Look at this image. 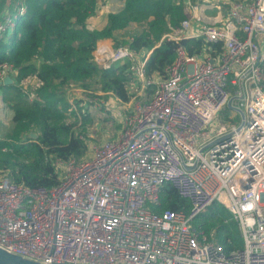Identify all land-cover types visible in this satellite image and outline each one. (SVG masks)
<instances>
[{"label":"built area","instance_id":"1","mask_svg":"<svg viewBox=\"0 0 264 264\" xmlns=\"http://www.w3.org/2000/svg\"><path fill=\"white\" fill-rule=\"evenodd\" d=\"M207 1L185 0L188 18L163 37L203 38V52L179 45L150 99L115 96L131 102L116 137L88 145L81 159H57L52 187L0 170L1 249L40 264H264V0H236L216 16L201 13ZM25 12L22 0L6 2L0 44ZM100 54L104 68L130 59L133 83L149 85L151 51ZM16 72L3 63L0 84ZM226 107L241 122L219 121ZM166 185L189 201L188 212L153 209ZM215 202L239 223L242 247L226 250L193 227Z\"/></svg>","mask_w":264,"mask_h":264},{"label":"trees","instance_id":"2","mask_svg":"<svg viewBox=\"0 0 264 264\" xmlns=\"http://www.w3.org/2000/svg\"><path fill=\"white\" fill-rule=\"evenodd\" d=\"M122 1L123 8L110 13L104 27L91 28L89 20L97 12L98 0H22L26 12L19 18L9 43L0 44V66L10 63L18 71L17 83L28 76L39 78L43 85L37 90L29 87L30 91L47 101L42 104L34 102L42 115L36 124L40 131L39 140L0 139V170L6 171L17 183L29 187H52L59 183L57 159H81L88 152L86 139L72 129V123L60 120L63 115L56 104L62 102L65 109L71 108L69 102L58 96L60 86L97 77L101 91L112 92L123 102L132 99L129 91L134 81L130 70L132 61L115 62L104 68L94 56L100 41L115 38L116 31L133 23L140 24L141 33L115 47L129 46L137 52L151 51L145 66L147 79L154 74L159 77L166 75V68L177 57L179 45H183L191 56L203 52L206 46L203 38L188 37L179 41L163 38L181 28L182 21L188 18L185 0ZM5 4L6 0H2L0 12ZM212 50L214 54L220 53L222 45L214 43ZM2 86L10 88L13 84ZM84 86L89 87L87 84ZM153 87L154 84L149 85L150 95ZM34 114L31 110H19L14 120H33L30 115ZM82 121L85 125L92 119L86 115ZM153 209L157 212H188L190 203L180 197L171 185H166L162 190L161 203ZM192 225L197 232L204 233L226 250L243 246V243L241 246L238 243L242 237L239 223L221 203L215 202L196 216Z\"/></svg>","mask_w":264,"mask_h":264},{"label":"rangeland","instance_id":"3","mask_svg":"<svg viewBox=\"0 0 264 264\" xmlns=\"http://www.w3.org/2000/svg\"><path fill=\"white\" fill-rule=\"evenodd\" d=\"M7 1L13 0H6V2ZM123 3L124 1L122 2V0H101L98 2L96 15L92 20H89L91 21L90 25L96 28L104 27L108 15L112 12L120 11L123 8ZM1 6L2 0H0V8ZM141 31L142 26L133 23L126 29L116 31L113 41H108L102 45L106 47L108 51L115 50L117 49L115 47L116 44H120L124 40H132V38L141 33ZM6 43H9V41ZM96 51L97 50H95V52ZM98 52V58H100L99 64L103 66L102 58L105 54L102 55L100 51ZM17 73L18 71L12 74L14 81L12 87L4 88L2 84H0V139H13L21 142L30 138L39 140L40 131L36 124L41 121L42 115L39 113V106L35 105L34 102H41L42 104L47 100H42L34 91H30V88L33 90L39 89L36 87L38 84L34 75L28 76L25 79L26 82L24 80L21 83H17ZM158 77L159 76L154 74L149 79V85L154 84L155 87ZM97 81L98 78L96 77L93 80L71 82L65 86H60L58 96L70 104L72 103V106L76 110L71 108L65 109L62 102L56 104L63 115L60 120L63 123H72V129L86 139L89 147L95 143L114 138L121 132L124 125L125 113L128 112L129 104L131 103L123 105L114 93L101 91ZM84 84L89 85V87L84 86ZM149 85L144 86L143 83L140 82H136L135 84L131 83L129 91L132 92V97L135 96V100H148L152 97V94L150 95L149 93ZM71 89L72 93L70 91ZM19 110L34 111L35 114L30 115L33 120L27 119L25 121L16 122L14 118ZM86 115L91 117L92 121L84 125L82 124V118ZM218 120L222 121L223 124H233L241 122V117L235 111L226 107L221 112V116ZM76 122L77 124H75ZM82 129H84L85 132H83L84 130ZM238 243H240V246L242 245L243 237L238 239Z\"/></svg>","mask_w":264,"mask_h":264},{"label":"crops","instance_id":"4","mask_svg":"<svg viewBox=\"0 0 264 264\" xmlns=\"http://www.w3.org/2000/svg\"><path fill=\"white\" fill-rule=\"evenodd\" d=\"M100 1L101 0H99L98 2H100ZM195 1H197V0H195ZM234 1H236V0H208L207 3L205 4V7H203V5H202L200 10H201V13H204L208 16L227 15V13L231 7V4ZM123 6H124V3H123ZM94 16H92L90 19L92 20L94 18ZM106 22H107V20H106ZM106 22H105V24H106ZM90 23H91V21H89V26L91 28H96V27H92L90 25ZM196 24L197 23L194 24L193 30L187 32L188 34H190V36L193 32H195V30L198 29V26ZM111 40L113 41V38L100 41L98 43V47L101 46V44L106 43V42L111 41ZM95 54H97V51L95 52Z\"/></svg>","mask_w":264,"mask_h":264},{"label":"water","instance_id":"5","mask_svg":"<svg viewBox=\"0 0 264 264\" xmlns=\"http://www.w3.org/2000/svg\"><path fill=\"white\" fill-rule=\"evenodd\" d=\"M13 82H14L13 79L9 75H7L4 79V84L6 85L12 84ZM229 105L231 106V103ZM240 113L242 118H244L243 111H240ZM0 264H40V263L13 255L0 248Z\"/></svg>","mask_w":264,"mask_h":264},{"label":"bare ground","instance_id":"6","mask_svg":"<svg viewBox=\"0 0 264 264\" xmlns=\"http://www.w3.org/2000/svg\"><path fill=\"white\" fill-rule=\"evenodd\" d=\"M100 47H101V48H100V49H98L97 51H100V53H101V52H102V47H103V46H100Z\"/></svg>","mask_w":264,"mask_h":264}]
</instances>
